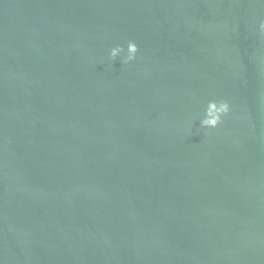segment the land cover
Segmentation results:
<instances>
[{
	"label": "water",
	"instance_id": "obj_1",
	"mask_svg": "<svg viewBox=\"0 0 264 264\" xmlns=\"http://www.w3.org/2000/svg\"><path fill=\"white\" fill-rule=\"evenodd\" d=\"M261 23L264 0H0V264H264Z\"/></svg>",
	"mask_w": 264,
	"mask_h": 264
},
{
	"label": "clouds",
	"instance_id": "obj_2",
	"mask_svg": "<svg viewBox=\"0 0 264 264\" xmlns=\"http://www.w3.org/2000/svg\"><path fill=\"white\" fill-rule=\"evenodd\" d=\"M261 31H264V23L260 25ZM139 47L136 42L129 41L127 45L126 54L124 55V63H129L136 59ZM122 53H125L124 47L116 46L111 49V59H116ZM230 111V105L227 101H212L211 107L206 111L204 118L201 120L203 127L215 128L221 121L222 117Z\"/></svg>",
	"mask_w": 264,
	"mask_h": 264
}]
</instances>
